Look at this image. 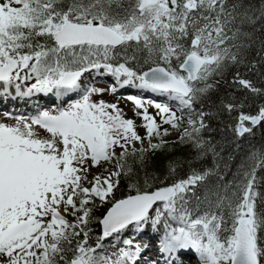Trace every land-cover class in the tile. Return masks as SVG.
<instances>
[{"label": "snow or ice", "instance_id": "obj_1", "mask_svg": "<svg viewBox=\"0 0 264 264\" xmlns=\"http://www.w3.org/2000/svg\"><path fill=\"white\" fill-rule=\"evenodd\" d=\"M257 33L264 0H0V96L61 102L0 120V264H140L149 228L159 259L146 264H264V149L231 180L193 166L219 155L217 130L264 126ZM124 88L166 102L128 94V117L102 98ZM172 132L191 158L161 179L149 168ZM122 180L135 194L115 199Z\"/></svg>", "mask_w": 264, "mask_h": 264}, {"label": "trees", "instance_id": "obj_2", "mask_svg": "<svg viewBox=\"0 0 264 264\" xmlns=\"http://www.w3.org/2000/svg\"><path fill=\"white\" fill-rule=\"evenodd\" d=\"M254 3H258V0H253ZM258 36L264 38V34L257 33ZM255 56V50L252 53ZM243 71V69H241ZM254 81L257 82L259 86V78L251 76ZM215 99V97H213ZM213 127L219 129L221 125L213 122ZM213 142L218 144L217 151L219 155L213 157L212 154H209L204 160L197 162L193 166L197 169L203 170L205 168H214L225 180H231L238 172L241 165L247 166L249 163L248 156L254 150L264 149V126L257 127L254 129V135H245L243 138L237 140L233 135L228 131H219L217 130L212 134ZM177 139L169 141V144L166 149L158 151L152 166L149 168V172H155L163 179L166 172L167 162L170 160H180L185 161L191 158V150L179 143H174ZM188 172V165L183 164L177 169V172L174 177L170 178L167 182L171 183L175 179L183 178ZM258 175L264 179V171H260ZM216 177H212L210 183H215ZM159 182H157V185ZM134 191L128 186L127 180H122L121 184L114 192L115 199H121L129 195L130 192ZM134 194V193H132ZM111 206L110 203L105 206L98 207L95 211V215L99 218L102 217ZM100 225L94 223L93 228V238L100 231Z\"/></svg>", "mask_w": 264, "mask_h": 264}, {"label": "bare ground", "instance_id": "obj_3", "mask_svg": "<svg viewBox=\"0 0 264 264\" xmlns=\"http://www.w3.org/2000/svg\"><path fill=\"white\" fill-rule=\"evenodd\" d=\"M106 79L108 78L106 77ZM98 80H100V78ZM71 96L73 97L74 94L70 95L64 100L66 101ZM52 105L53 106L57 105V102H55V99L52 95L45 96L42 94H33L31 96L21 97V96H17L15 91L12 90L10 95L0 96V120H3L6 123H12L13 122L12 118L15 116L3 115V113L5 114L8 111L11 112V110L20 111L17 112V114L20 113L22 114V116H28L26 115L27 114L26 112L28 110L33 111L34 113L37 112V110H39L42 107H45L46 109H51ZM12 113H16V112H12ZM138 239L141 243H147L148 246L153 245L152 247L149 246L148 250L144 252V254L140 257V264H146L147 261H151L159 257L157 252V244H158L157 242L159 237L151 231V228H149L147 231L141 234L138 237ZM193 256L194 255L190 253L183 256V259L186 261V264H194V263L197 264V262H195V257Z\"/></svg>", "mask_w": 264, "mask_h": 264}, {"label": "rangeland", "instance_id": "obj_4", "mask_svg": "<svg viewBox=\"0 0 264 264\" xmlns=\"http://www.w3.org/2000/svg\"><path fill=\"white\" fill-rule=\"evenodd\" d=\"M108 79H106V77H103L100 78V80H98V85L100 87H107L109 84L112 83V80L111 78L107 77ZM128 94H132V95H143L145 97H151L152 99L154 100H160V101H164L166 102L165 98L164 97H161L157 94H151V93H142L140 90H137V89H134V88H124L122 90V92H119L117 95H109V94H105L102 98L105 99L106 101H109V102H115L118 98H119V103H120V107L123 108L125 110V113L128 117H132V109H133V104L130 102V101H127L124 97H126ZM78 96L74 95L73 97L71 96L70 98H68L65 102L63 101V104L66 105L68 103L69 100H74V99H77ZM95 99H99L100 97H94ZM66 99V98H65ZM51 106V105H50ZM52 108H53V105H52ZM51 108V109H52ZM51 109H46L45 107H42L40 108L38 111H41V110H51ZM149 111L153 114H155L156 110L154 108H150ZM37 112H34V115L37 113ZM6 113H9L13 116H21L20 114H14L12 112H6ZM30 113H33L30 111ZM3 115H5L3 113ZM28 116H31V115H28ZM137 124L140 123L139 119H137ZM164 127H168L167 125H165ZM140 130V133L141 135H143V129H139ZM177 133L175 132H172L171 135L165 137V139L167 141H170V140H173V139H177ZM132 193H135L134 191L130 192L129 194H132ZM106 205V204H105ZM103 205V206H105ZM149 246H153V245H149ZM195 257V256H193ZM156 260V259H155ZM195 262H196V257H195ZM193 263V262H192ZM195 264V263H194Z\"/></svg>", "mask_w": 264, "mask_h": 264}, {"label": "water", "instance_id": "obj_5", "mask_svg": "<svg viewBox=\"0 0 264 264\" xmlns=\"http://www.w3.org/2000/svg\"><path fill=\"white\" fill-rule=\"evenodd\" d=\"M134 194H135V193H134ZM124 198H125V197H124ZM121 199H122V198H121ZM110 207H111V206H110ZM110 207H109V208H110Z\"/></svg>", "mask_w": 264, "mask_h": 264}]
</instances>
